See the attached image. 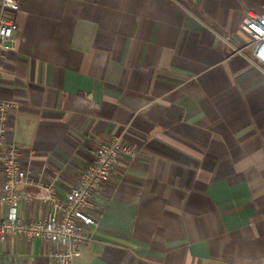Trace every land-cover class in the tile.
<instances>
[{
  "label": "crops",
  "instance_id": "obj_1",
  "mask_svg": "<svg viewBox=\"0 0 264 264\" xmlns=\"http://www.w3.org/2000/svg\"><path fill=\"white\" fill-rule=\"evenodd\" d=\"M263 4L19 0L0 100L16 103L23 168L63 198L99 143L136 151L96 194L95 241L74 264H264V66L239 28ZM60 250L2 247L21 264Z\"/></svg>",
  "mask_w": 264,
  "mask_h": 264
},
{
  "label": "built area",
  "instance_id": "obj_2",
  "mask_svg": "<svg viewBox=\"0 0 264 264\" xmlns=\"http://www.w3.org/2000/svg\"><path fill=\"white\" fill-rule=\"evenodd\" d=\"M0 66L13 49L18 25L13 15L19 0H0ZM239 28L252 39V54L264 66V4L260 11L248 10ZM16 103L0 100V264H21L16 257H4L2 247L9 240H42L63 250L50 254L51 264H74L81 248L95 241L97 219L95 196L111 180L124 158L136 157L135 149L121 137H110L91 151V160L78 174L63 198L56 190L57 178L47 182L21 164L22 151L9 138L11 113ZM22 189V190H21ZM40 203L46 214L25 220L22 208Z\"/></svg>",
  "mask_w": 264,
  "mask_h": 264
}]
</instances>
